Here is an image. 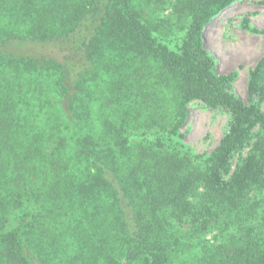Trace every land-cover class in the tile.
I'll return each instance as SVG.
<instances>
[{
  "label": "trees",
  "instance_id": "1",
  "mask_svg": "<svg viewBox=\"0 0 264 264\" xmlns=\"http://www.w3.org/2000/svg\"><path fill=\"white\" fill-rule=\"evenodd\" d=\"M236 1L0 0V264H264V58L246 103L204 41Z\"/></svg>",
  "mask_w": 264,
  "mask_h": 264
},
{
  "label": "rangeland",
  "instance_id": "2",
  "mask_svg": "<svg viewBox=\"0 0 264 264\" xmlns=\"http://www.w3.org/2000/svg\"><path fill=\"white\" fill-rule=\"evenodd\" d=\"M263 30L264 0H237L204 30L205 47L215 62L216 72L235 75L231 93L246 103L250 74L264 58ZM230 123L227 111L192 102L183 128L185 141L197 153H211L228 132Z\"/></svg>",
  "mask_w": 264,
  "mask_h": 264
}]
</instances>
